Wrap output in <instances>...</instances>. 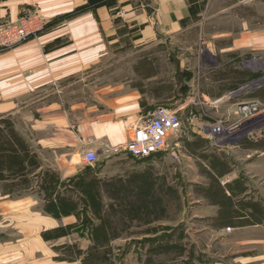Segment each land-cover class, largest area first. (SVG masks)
I'll return each mask as SVG.
<instances>
[{"label": "crops", "instance_id": "crops-1", "mask_svg": "<svg viewBox=\"0 0 264 264\" xmlns=\"http://www.w3.org/2000/svg\"><path fill=\"white\" fill-rule=\"evenodd\" d=\"M87 3L0 0V23L16 21L31 12L46 20L44 31L37 37L9 49L0 48V120L10 121L12 134L26 154L15 151L12 158L17 160V167L2 169L10 174L1 172L0 180L2 176H21L27 178L29 186L28 194L18 198L0 189V234L4 235L0 239V264H15L18 256L35 258L36 254L41 255L36 264L109 261L107 247L80 239L75 248L86 255L84 260L81 256L80 262H52L53 253L41 237L75 222L73 215L59 212V219L44 209L58 212L51 204L73 201L67 190L90 180L105 178L112 186L121 184L126 193L145 195L147 201L159 203L162 209L164 190L175 195L185 191L178 179L191 183L192 190L206 191L210 177L217 180L225 202L238 201L236 206L221 208L220 217L232 214L222 225L236 231L264 226V215L257 222L250 218L252 206L264 214V200L256 196L264 194L256 181L259 173L264 178V148L253 144L245 151L240 149L239 156L240 145L218 144L211 137L210 120L200 115L198 108L202 105L213 112L236 114L240 103L255 100L264 104L263 88L242 92L230 101L226 96L264 69V56L253 57L259 51L264 54V0H118L117 7L123 10L119 15L105 5L78 11ZM193 33L209 35L206 50L210 57L232 54L223 56L225 65L214 71L209 66V72L219 71L209 78L212 89L201 93V104L188 94L182 96L184 91L180 94L178 59L163 52L174 51L173 43L182 40L186 49H194V42L186 41ZM135 48L144 53L130 58ZM116 51H124V57L116 58ZM160 54L163 58H158ZM116 63H123L122 74L116 70ZM174 104L182 125L169 139L171 150L145 159L113 152L130 141L133 129L157 107ZM16 131L26 135L25 145L17 139ZM88 149L96 150L98 163L105 159L112 169L95 171L98 163L85 165L82 155ZM121 161L129 169H119ZM51 181L54 183H48ZM36 188L41 194L55 193L57 198H36L31 195L38 192ZM140 208L136 210L140 212ZM63 243L61 240L58 245Z\"/></svg>", "mask_w": 264, "mask_h": 264}, {"label": "rangeland", "instance_id": "rangeland-1", "mask_svg": "<svg viewBox=\"0 0 264 264\" xmlns=\"http://www.w3.org/2000/svg\"><path fill=\"white\" fill-rule=\"evenodd\" d=\"M121 7L110 9L119 15L123 13ZM28 14H36L44 20L45 25L25 41L37 37L46 26V20L42 15L35 12ZM186 41L188 44L194 42L191 45L194 49H186L187 44L184 43L185 40H182L178 44L173 43L174 51L163 50V52L173 53L178 59L180 94L184 91L182 96L188 94L189 97L194 98L195 102L201 104L203 101L201 93L209 92L212 89L210 85L212 82L209 78L216 76L219 71L217 69L215 72H209V66H213L214 68L211 69L214 71L215 67L219 68L220 64H224L223 56L228 55L227 57H229L232 54L217 53L216 58L210 57L206 50V46L210 42L208 34L193 33L186 38ZM215 41L219 42V40ZM138 49L135 48L131 51L135 54L130 58L143 55L144 52H139ZM123 52L116 51V58L124 57ZM163 56L160 54L158 58H163ZM263 56L262 51L253 55L257 59H261ZM165 58H167L166 55ZM229 62L231 63V61L227 63ZM115 68L122 74L123 63L119 65L116 63ZM245 85H247V89L237 90ZM262 88L264 89V69L251 79L229 90L226 96L230 101L236 99L237 95L242 92H251L254 89ZM241 104L238 105L236 114H225L223 111L213 112L210 108L198 105L200 115L210 120L211 128L216 125L220 126L221 133L213 139L218 144L240 145L239 151L236 152L239 156L241 150L245 151L253 144L260 149L264 148V104L260 103L258 108L260 113L257 117L249 120L241 117L239 111ZM167 107L175 109L176 104ZM16 132L19 136L17 139L25 145L26 135L22 131L23 135ZM12 133L10 121L8 119L0 120V173L2 172L4 175L10 173L4 172L2 169L10 170L17 167V160L12 158L15 157L13 155L15 151L21 150L22 155H26L23 152L25 147L17 142ZM241 163L244 164V161L241 160ZM124 165L127 166L124 167ZM107 167L112 169L103 159L95 165L93 170L105 171ZM118 168L129 169V166L126 162L121 161ZM131 168L133 169V165ZM0 181H3L0 182V189L2 188L1 190L5 193L11 192L13 198L24 197L29 192L26 191L29 187L27 178L2 176ZM107 181L104 178L98 182L90 180L86 185L85 183L77 185L75 190L73 188L67 190L70 194L68 197L73 198V201L68 200L57 203V205L51 204L58 207V212L50 211L49 208L44 209L46 213L57 214V218L60 212L64 216L73 215L76 219L72 224L59 226L42 234L43 242L49 246L53 253L52 262L75 263L76 260L80 262L81 256L84 260L86 255L81 254L80 251L77 252L75 248L76 243L80 242V239H84L89 244L108 248L110 260L103 261V264H264V226H248L244 227L245 230L236 231V228L222 225L225 218H231L232 214H223L220 217L221 208L236 206L238 201L235 199L232 202H225L216 187L217 180L207 177L206 184H209L210 187L206 191H200L199 189L192 190L191 183L186 180L182 181V178L178 179V184L185 187V191L175 195L169 190H164L162 209L158 208L159 203L155 205L154 201H147V196L131 195L129 192L126 193L121 184L112 186L110 183L107 184ZM256 181L262 190L261 193H264V178L262 179L261 173ZM166 182L164 178L163 187H166ZM48 183L53 184L54 182ZM57 187L55 185L53 188L57 189ZM36 191L38 192H31V195L36 198H41L42 195H44V199L55 200L57 198L55 193L43 192L41 194L37 188ZM256 196L258 199L264 200L261 197L264 194ZM130 206H134L135 210L141 207V211H130ZM253 208L254 206L250 210L252 211L251 220L257 222L263 219V211ZM233 211H235L234 213L239 212ZM247 212L249 213V211ZM83 233L87 235L84 237ZM3 236L0 234V239L4 238ZM61 240L64 243L58 245ZM18 257L19 259L14 261L15 264H36L35 262L41 258V255L36 254L35 258L26 255Z\"/></svg>", "mask_w": 264, "mask_h": 264}, {"label": "built area", "instance_id": "built-area-1", "mask_svg": "<svg viewBox=\"0 0 264 264\" xmlns=\"http://www.w3.org/2000/svg\"><path fill=\"white\" fill-rule=\"evenodd\" d=\"M44 25V20L36 14L24 15L14 22L0 23V47L11 48L18 43H22ZM245 86L237 90L247 89V85ZM260 105L258 101L242 103L239 107L241 117L248 120L256 118L260 113V110H258ZM181 125V120L174 109L159 106L142 125L133 129L130 141L122 148L113 149V152L122 153L135 159H145L160 152L171 150V147H168L169 139L177 135ZM210 132L212 138L219 136L221 133L220 126H213ZM177 157V154L174 153L173 158L177 159ZM82 161L87 166L97 164L98 155L96 150H86L82 155Z\"/></svg>", "mask_w": 264, "mask_h": 264}, {"label": "trees", "instance_id": "trees-1", "mask_svg": "<svg viewBox=\"0 0 264 264\" xmlns=\"http://www.w3.org/2000/svg\"><path fill=\"white\" fill-rule=\"evenodd\" d=\"M117 1L118 0H88V3L85 6L80 7L78 11L84 10L88 7L101 6V5H105L109 8H116L118 4Z\"/></svg>", "mask_w": 264, "mask_h": 264}]
</instances>
